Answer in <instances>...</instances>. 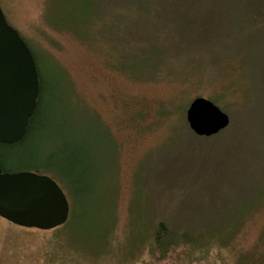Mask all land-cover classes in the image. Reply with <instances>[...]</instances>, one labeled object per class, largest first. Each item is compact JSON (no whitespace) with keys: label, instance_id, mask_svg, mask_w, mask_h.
Returning <instances> with one entry per match:
<instances>
[{"label":"rangeland","instance_id":"374dc122","mask_svg":"<svg viewBox=\"0 0 264 264\" xmlns=\"http://www.w3.org/2000/svg\"><path fill=\"white\" fill-rule=\"evenodd\" d=\"M135 1L0 0L44 84L41 125L2 154L12 170L66 181L77 217L65 234L0 216V264H143L159 221L194 236L219 226L225 241V210L256 181L264 190V56H236L232 27V18L256 22L264 0H146L150 15ZM204 17L225 24L202 28ZM154 42L159 59L135 58ZM198 96L229 115L226 129H190L186 109ZM79 152L91 166L82 182L70 161ZM63 167L76 180L62 177ZM260 204L241 219L229 253L256 247ZM57 243L66 262L49 257Z\"/></svg>","mask_w":264,"mask_h":264},{"label":"water","instance_id":"95a60500","mask_svg":"<svg viewBox=\"0 0 264 264\" xmlns=\"http://www.w3.org/2000/svg\"><path fill=\"white\" fill-rule=\"evenodd\" d=\"M39 95L33 51L0 6V143L25 136ZM186 118L199 136H213L230 124L229 115L204 96L191 100ZM70 213L66 192L51 176L31 170L4 171L0 164L1 217L21 227L52 230L66 224Z\"/></svg>","mask_w":264,"mask_h":264},{"label":"trees","instance_id":"16d2710c","mask_svg":"<svg viewBox=\"0 0 264 264\" xmlns=\"http://www.w3.org/2000/svg\"><path fill=\"white\" fill-rule=\"evenodd\" d=\"M135 2H138L139 4L134 5V7L140 9L142 14L150 15L149 12L152 10H150L149 7L146 8V0H137ZM251 8L254 7L251 6ZM258 12L262 13L258 15V20H256L254 23H248L245 21V18L242 17L232 18V27L235 34L234 42L242 43L240 51H237L235 55L239 56L241 60L244 57V61L256 58L259 55V57L264 56V25L262 23L258 25L260 19L261 21H264V9H258ZM171 21L176 23L180 20H178V18H173ZM223 24H225V22H223L221 18L217 17H204L202 23H199L202 28H216ZM180 28L181 27L178 25L176 27V31L180 30ZM184 33L185 32L183 29V34ZM182 40H184L183 36ZM155 45L157 46V43H151L148 45L149 50L147 47L141 56H135V58L140 61L142 59H146L150 62L151 54L153 56L157 54L156 57L152 58L155 60L160 56L162 51L161 48L158 49L155 47ZM43 87L44 84L42 82L41 76L40 95L38 98L37 107L29 119L25 136L21 140L14 143H0V164L4 171L13 172L15 170H12L7 166L2 152L7 150L10 151L11 149H16L17 147L25 145L34 130L42 123ZM259 96L260 94L257 93L254 95L255 106L256 100ZM261 97L262 96H260V99ZM252 104L248 103V105ZM258 113H260L259 116H261L262 112ZM72 156L73 158H71L70 161L73 160L74 162H77V168L81 169L79 170L80 173H78V175L82 182V180H84V178L87 176L86 172L91 168L90 160L87 156H83L80 152ZM60 171L62 173V177H69L73 180H76V176H71V172L67 171L64 167L63 170ZM63 182L65 183L66 181ZM63 184L61 183L60 185L64 189L63 186L67 185ZM75 185L77 186L78 183L76 182ZM261 185L262 184H260V182L256 181L252 195H245L242 198L236 199L234 206L229 210H225V241H223L220 234L217 235L219 232L217 231L219 226H215L211 231H205L199 236H194L187 231H182L171 227L165 221H159L151 233L152 240L149 247V253L147 259L143 260V264H264V229L259 241L256 242L257 244L255 248H251L249 251L242 249L237 253H229L232 240L234 239L236 233L238 232V228L242 223L241 219H243L246 214L250 213L255 208L261 206L260 203L264 199V190L260 188ZM76 189V193L78 195H83L84 191L81 187ZM76 222L77 217L75 215H71L70 213L67 223L61 227L55 228L53 231L55 233L63 231L65 234H69L70 231L76 228ZM55 245L57 246V251L59 253H49V257L56 258L61 261H67L68 259L65 258L68 254L64 253L65 247L61 244L63 246L62 247L59 243ZM215 245L216 253H213ZM223 245H225V253H222V248L224 247ZM259 247L260 250L257 252L256 249ZM68 262H71L70 264H72V259L68 260Z\"/></svg>","mask_w":264,"mask_h":264}]
</instances>
